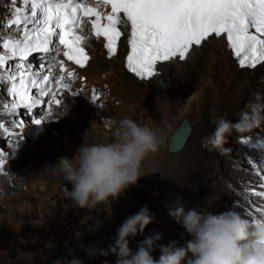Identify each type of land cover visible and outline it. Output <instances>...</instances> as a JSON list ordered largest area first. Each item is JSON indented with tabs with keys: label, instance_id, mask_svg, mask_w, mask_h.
I'll return each mask as SVG.
<instances>
[{
	"label": "snow or ice",
	"instance_id": "1",
	"mask_svg": "<svg viewBox=\"0 0 264 264\" xmlns=\"http://www.w3.org/2000/svg\"><path fill=\"white\" fill-rule=\"evenodd\" d=\"M23 3L24 8L14 7L6 24L9 30L20 33L19 37H0V85L8 84L7 92L13 98L3 106L13 119L8 126L0 120V132L13 145L11 155L26 126L20 117L39 109L43 115L32 122L41 124L53 118V106L63 107L57 93L68 89L69 81L77 79L78 74L57 57L62 48L67 61L85 68L90 60L85 48L89 35L103 37L109 58L117 55L118 44L124 37L130 48L126 68L141 81L159 75L158 63L177 58L185 61L193 48L203 47L212 37H226L241 69L264 66V0H23ZM10 4L16 5L17 0H10ZM109 5L110 12L100 11ZM85 22L90 25V33L85 32ZM127 25L130 31H123ZM29 57L39 61L35 70ZM54 65L59 66L61 73L55 79V87ZM98 99L94 93L93 101ZM241 143L264 149V141L253 144L250 138H243ZM8 157V153L0 150V171L6 170ZM246 163L260 176V183L247 191L264 198V160L258 162L259 167L251 158ZM257 211L264 215V210L257 208Z\"/></svg>",
	"mask_w": 264,
	"mask_h": 264
},
{
	"label": "bare ground",
	"instance_id": "2",
	"mask_svg": "<svg viewBox=\"0 0 264 264\" xmlns=\"http://www.w3.org/2000/svg\"><path fill=\"white\" fill-rule=\"evenodd\" d=\"M5 4L6 2L2 5ZM18 5L19 4L13 6L9 4L7 8L0 6V14L2 15L1 19L3 23L0 27V37L13 38V33H15V35L18 34L15 29L9 30L4 24L6 19L13 12L14 7H18ZM91 46L96 47L97 50H94V48L91 49L90 60L83 69L69 63L60 55L57 59L65 60L66 66L74 70L78 76H87L91 79H96L101 83H108V85L111 84L113 87L120 90V92L126 97L135 96L151 98L157 107H161L162 109L165 108V111H174L176 108L175 103L181 104L183 99L188 97V102H186L183 111V117L178 122H173L168 128H166L163 134L164 142L160 150L155 154L149 155L145 159L143 168L144 173L146 171H152V168L155 170L156 168L154 166L156 162H159L160 164H164L163 170L166 169L165 173L163 172L166 177L163 181V185L166 186L173 182L174 175L176 176L175 173L181 166V163L178 164V158L180 157L177 156L170 159L168 155H166L165 150H167L171 133L179 126L180 122L186 118L192 121L189 120L192 131L182 150H185L183 152L185 161L193 159L200 160L207 156L214 155L217 158L224 157L226 160L224 163L228 164L227 161L234 152L237 157V162L229 164L230 168L227 165L230 172L212 177L208 186L204 188L195 187L193 189L184 187L176 190L173 195L164 196L161 200L162 202L155 204L150 211L154 215L153 222L145 228L143 233L138 232L134 238H129V244L136 241L138 237L157 228L159 229L164 226H170L175 220L169 216V211L171 208H174L177 203H183L186 210L195 207L198 211L216 209L218 212H223L221 205L219 204L220 201L225 202L227 206L230 205V207L234 205L235 208L240 204L241 207H246L247 213L251 218H249L250 221L264 220V215H262L260 211H257V208L264 210V198H257L253 196L250 191H247L260 183V176L254 172L248 163H246V160L251 158L254 162H257V167H259L258 162L264 160V149L254 148L251 145L241 143L243 138H250L253 144L257 141H264V135L259 131L260 126H253L251 131L245 133L233 132L227 137V143L219 150L206 143V138L215 131L216 125L212 121L216 117H225L233 123L239 120L237 118L238 101L235 97H243L244 95L257 92L260 96V98H258L259 106L264 107V66H258L255 70L241 69L236 63L224 39L213 38L206 42L203 47L194 48L185 61L170 62L162 65L157 68L159 75L149 80L141 81L125 67L124 56L126 50L124 42L121 41L118 55L114 58H108L101 50V45L97 44L94 40L91 41ZM0 51H2V49H0ZM29 60L32 61L33 67H36L35 60ZM15 62L16 61H9L10 64H14ZM54 66L59 69L58 65ZM198 75H201L202 77L204 76L202 79L203 82L200 85L195 82V80L199 78ZM158 79L160 81L162 80V85L158 84ZM5 85L6 84H4V86ZM68 92H71L69 88L62 91L61 98L64 102L63 107L56 108L53 106V118L51 120L43 121L45 125H49L51 128L53 124H57V126L52 129L48 127V131H44L45 134L42 137L41 142L42 144H45H43L42 149H39V146L38 149H36L37 141L39 142V139L32 140L30 138L26 130L28 126L26 125L22 133L23 138L19 140L18 147L15 151L16 155L29 159V161L32 160V163L39 168L37 170L40 176L38 178L35 176L37 182L34 183L38 185L31 183L34 186H39V188H41L40 186L42 185L40 184L41 181L51 179V175H49L44 169L45 166L54 164L49 160L50 153L44 151L45 145L48 147L52 146V148H55L56 146L55 138L51 136L52 134L50 135V132L59 137L60 140L66 144V147L73 151H75L79 146L78 144L83 143L84 140L79 125L72 120L74 117L72 116L74 115V112H72V109H74L73 100L71 99L72 97H69ZM4 100L5 97H3L0 92V120L8 126L13 117L4 112ZM22 111L23 110L18 112ZM69 111L71 112L70 114ZM262 112L264 113V111H261V113ZM42 115L43 112L37 109L33 110L32 115L28 117L29 120H32L33 118L41 117ZM234 115L236 116V119H233ZM136 116L135 109H133L132 118L134 119ZM20 118L25 119V116ZM151 122L152 126H150L156 127L155 122ZM11 147H13V145ZM243 158L245 159V163L242 165ZM41 160L45 161L44 164L40 163ZM9 162H7V164ZM154 170L152 172H155ZM24 173L23 175H26ZM31 176L33 177V175ZM21 178L18 177V180H15L12 186L20 191L23 190L24 192L25 189H23L21 185L24 179ZM226 178H228V180H226ZM140 188L137 194L132 197V200L130 199V201L125 204L123 210L118 211V217L115 216L116 219L114 218L115 222L113 230L116 232L122 222L132 212L138 209L139 201L145 197L149 187H147V190L145 189L146 187ZM150 190L151 192L155 191L154 188H150ZM243 198H245V200ZM100 237L101 236H97L96 238L100 242H114V240H110L107 237ZM185 245L186 243H182L180 246Z\"/></svg>",
	"mask_w": 264,
	"mask_h": 264
},
{
	"label": "rangeland",
	"instance_id": "3",
	"mask_svg": "<svg viewBox=\"0 0 264 264\" xmlns=\"http://www.w3.org/2000/svg\"><path fill=\"white\" fill-rule=\"evenodd\" d=\"M21 1L22 0H17V4ZM5 2L6 4L2 5ZM9 4L10 0H0V6L4 8H7ZM1 16L0 14V27L3 24ZM14 34L15 33L12 35ZM92 48L97 50L96 47L92 46ZM34 62L36 66L39 65L38 60ZM53 70L55 72L53 82H55V79L61 73H59V69L56 66H54ZM64 75L67 79L66 73ZM198 77L199 78H197L195 82L200 85L203 82L202 79L204 76L198 75ZM161 83L163 84L162 80ZM69 84L71 92H68V95L70 98L72 97L71 99L73 100L74 107V109H72V112H74L72 120L79 125L83 137L84 133L87 131L86 140L88 139V142L109 141L111 139V132L108 128V124H110L113 119H120L123 117H130L133 119V109H135L137 115L133 120L140 124H147L148 126L151 125V121H154L156 124L155 126L161 130L163 135L169 125L173 122H178L183 117L185 104L188 102V97H186L181 104L175 103L176 108L174 111H165V108L162 109L161 107H157L151 98L135 96L126 97L120 90L116 89L111 84L101 83L87 76H78L77 79L69 81ZM0 86L2 88V90L0 88V92L4 97V84ZM94 93L99 97L96 101H93ZM258 98H260V96L257 92L244 95L243 97H235L238 101V105L236 104L238 107L237 118L240 119L241 114L244 112H250L251 106L259 105ZM70 113L69 111V114ZM260 116L264 118V113L260 112ZM186 119L188 121L190 120L188 118ZM233 119H236L235 115ZM24 120L26 125L31 127L29 117L25 116ZM43 125L45 131H48V127L52 129L57 126V124H53L51 128V126H47L44 123ZM259 126V131L264 135V119H261ZM50 135L55 138L56 146L52 148V146L48 147L45 145L44 151L50 153L49 160L54 164L59 157H71L75 153L76 150L73 151L68 149L66 144L55 134L50 132ZM43 144L41 140H39V142L37 141L36 149H38V146L39 149H42ZM11 146L10 140L0 132V150L9 154L7 162L11 160L8 164L6 162V170L4 172L1 171L2 173L0 172V264H55L58 258L64 257L70 259L72 256L80 257L84 264H105V262H107V264H115L116 257L114 255L109 254L106 257L98 255L90 258L80 245L82 243L83 246L87 247L98 244L101 249L107 250L112 243L100 242L96 239L97 236L114 240L116 231L113 230V227L115 219L118 217L117 213L123 210L125 204L130 201V199L132 200V197L137 194L140 187H146V190L147 187L149 188L145 197L139 201L138 209L130 215L137 213L140 208L145 205H147L151 211L155 204L162 202L161 200L164 196L173 195L174 192L180 188H204L209 185L212 177L230 172L229 164L237 162L235 152L229 157L227 161L228 164H225L224 162L226 160L224 157L217 158L211 155L200 160L193 159L185 161L183 156L185 150L176 154H169L167 150H165L166 155H168L170 159L177 156L180 157L178 158V164L181 163V166L175 173L176 176L174 175L172 183L166 186L163 185V181L166 179L164 175L166 169L163 170L164 164L156 162L154 166L156 169L154 170V168H152V171L154 170L155 172L151 170L150 172L148 171L149 174L139 179L138 186H132L127 189L124 196L114 201L112 205L109 203L101 206L97 211L90 212L87 209L75 207L69 199L64 197L62 191L64 182L59 178L51 176V179L41 181L40 184L42 185L40 187H44L42 190H40L41 188H39V186H34L38 185L34 183L37 182V178L40 176L37 170L39 168L32 163V160L29 161V159L16 155V152L14 155H11L13 149ZM44 162L43 160L40 161L41 164H44ZM243 163H245L244 158L242 159V165ZM143 168L144 162L142 171ZM148 172L146 171L145 173ZM23 173L26 175H23ZM31 175H33V177ZM17 176L24 179L22 181L23 183H21L22 188L25 189L24 192L21 190L23 194L20 190L12 186L14 181L18 180ZM226 180H228V178H226ZM68 187L71 186L69 185ZM150 188H154L155 191L151 192ZM243 199L245 200V198ZM219 204L223 212L236 211L244 218H250L246 207H241L240 204L237 208H235L234 205L231 207L230 205L227 206L223 201H220ZM209 211L213 214L223 213L218 212L216 209H209ZM110 214L111 218L106 219ZM92 227L97 229L91 231L90 228ZM76 232H82L84 234L81 242H77L74 239V234ZM157 232L163 234L161 243L164 245H167L171 241H175L177 246H180L182 243H186L188 240L192 239L183 226L174 221L170 226L157 228L138 237L136 241L131 242L129 246L135 251L139 242ZM159 255V251L154 253L157 259Z\"/></svg>",
	"mask_w": 264,
	"mask_h": 264
},
{
	"label": "clouds",
	"instance_id": "4",
	"mask_svg": "<svg viewBox=\"0 0 264 264\" xmlns=\"http://www.w3.org/2000/svg\"><path fill=\"white\" fill-rule=\"evenodd\" d=\"M261 111L264 107L253 105L235 123L216 117L212 121L215 131L206 138V143L222 149L233 132L245 133L258 126L264 119ZM108 128L109 141L88 142L86 131L83 143L71 157L61 156L55 164L44 168L49 175L64 182V197L79 209L97 211L103 205H112L130 187L138 186L139 179L149 174L142 171L143 162L157 153L164 142L158 127L137 123L130 117L113 119ZM169 216L192 237L185 246H177L175 241L162 244L163 234L158 232L139 242L135 251L129 246V238L143 233L154 220L147 205L122 222L107 250L98 244L85 247L81 243L80 246L90 258L114 255L115 264H264V222L254 224L236 211L213 214L195 207L186 210L183 203L171 208ZM110 218L111 214L106 217ZM83 235L76 232L74 239L81 242ZM156 251L160 253L158 259L154 256ZM55 264L84 262L72 256L58 258Z\"/></svg>",
	"mask_w": 264,
	"mask_h": 264
},
{
	"label": "water",
	"instance_id": "5",
	"mask_svg": "<svg viewBox=\"0 0 264 264\" xmlns=\"http://www.w3.org/2000/svg\"><path fill=\"white\" fill-rule=\"evenodd\" d=\"M158 84H161V81L157 80ZM31 127H27L26 130H30ZM192 127L190 122L187 119H184L180 122L179 126L171 133L169 142L167 145V152L169 154H175L183 150L187 139L190 136Z\"/></svg>",
	"mask_w": 264,
	"mask_h": 264
}]
</instances>
